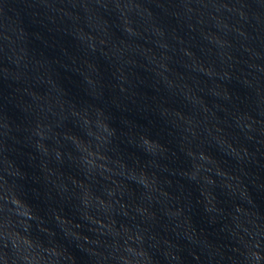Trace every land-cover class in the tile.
<instances>
[{
    "label": "water",
    "instance_id": "water-1",
    "mask_svg": "<svg viewBox=\"0 0 264 264\" xmlns=\"http://www.w3.org/2000/svg\"><path fill=\"white\" fill-rule=\"evenodd\" d=\"M0 264H264V0H0Z\"/></svg>",
    "mask_w": 264,
    "mask_h": 264
}]
</instances>
